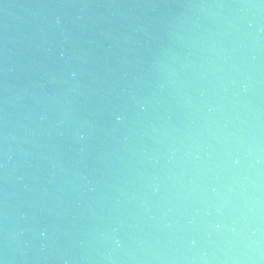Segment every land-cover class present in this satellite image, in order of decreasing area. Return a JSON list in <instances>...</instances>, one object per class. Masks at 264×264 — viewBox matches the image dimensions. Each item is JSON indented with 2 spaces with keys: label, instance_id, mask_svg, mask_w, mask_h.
Here are the masks:
<instances>
[{
  "label": "water",
  "instance_id": "95a60500",
  "mask_svg": "<svg viewBox=\"0 0 264 264\" xmlns=\"http://www.w3.org/2000/svg\"><path fill=\"white\" fill-rule=\"evenodd\" d=\"M0 261L264 264V0H0Z\"/></svg>",
  "mask_w": 264,
  "mask_h": 264
},
{
  "label": "clouds",
  "instance_id": "9594fccd",
  "mask_svg": "<svg viewBox=\"0 0 264 264\" xmlns=\"http://www.w3.org/2000/svg\"><path fill=\"white\" fill-rule=\"evenodd\" d=\"M122 119V117H120V116H117L116 117V120L117 121H119V120H121ZM233 164H236V163H239V160H238V158L237 157H232V161H231ZM214 227L215 228H220L221 227V225H220V223H216L215 225H214ZM44 233L42 232L41 233V235H43ZM116 246L117 247H120V241H119V239H116ZM0 264H4V261H0Z\"/></svg>",
  "mask_w": 264,
  "mask_h": 264
}]
</instances>
